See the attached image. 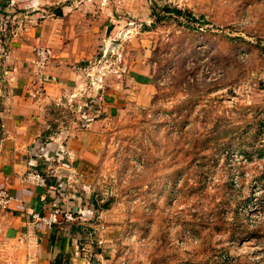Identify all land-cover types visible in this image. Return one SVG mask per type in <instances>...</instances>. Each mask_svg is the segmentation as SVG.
I'll return each instance as SVG.
<instances>
[{
	"label": "rangeland",
	"instance_id": "374dc122",
	"mask_svg": "<svg viewBox=\"0 0 264 264\" xmlns=\"http://www.w3.org/2000/svg\"><path fill=\"white\" fill-rule=\"evenodd\" d=\"M95 3L47 117L90 134L55 181L63 264H264V0Z\"/></svg>",
	"mask_w": 264,
	"mask_h": 264
},
{
	"label": "crops",
	"instance_id": "0c3cea01",
	"mask_svg": "<svg viewBox=\"0 0 264 264\" xmlns=\"http://www.w3.org/2000/svg\"><path fill=\"white\" fill-rule=\"evenodd\" d=\"M10 1L0 0V189L13 199L0 206V257L12 248L11 264H53L70 242L63 220L48 227L31 216H46L58 203V169L82 155L87 161L90 134L54 132L48 111L70 93L76 65L95 51L102 18L95 0H63L58 10L54 0H35L34 9V0ZM37 48L51 51L43 68L34 64Z\"/></svg>",
	"mask_w": 264,
	"mask_h": 264
},
{
	"label": "built area",
	"instance_id": "2783aa9c",
	"mask_svg": "<svg viewBox=\"0 0 264 264\" xmlns=\"http://www.w3.org/2000/svg\"><path fill=\"white\" fill-rule=\"evenodd\" d=\"M10 6H14V1L11 0L9 2ZM38 5L37 1H31L28 4L29 8H36ZM34 55H35V60H34V64L37 65L39 68H43L50 60L51 58V51L47 48H37L34 51ZM40 175L35 174L32 175V178L38 180L40 179ZM30 179V175L28 176L27 180ZM12 196H10L8 194V192L4 189H0V206L1 207H5L7 206L11 200H12ZM61 211L58 209H54L52 211H50L46 216H41L39 213H33L32 214V220L36 221V222H42L44 223L46 226L51 227L52 225H55L60 218L61 215Z\"/></svg>",
	"mask_w": 264,
	"mask_h": 264
},
{
	"label": "trees",
	"instance_id": "16d2710c",
	"mask_svg": "<svg viewBox=\"0 0 264 264\" xmlns=\"http://www.w3.org/2000/svg\"><path fill=\"white\" fill-rule=\"evenodd\" d=\"M164 11L166 13H172L176 16H185L187 19L191 20V21H196V18H194L191 14H185V12H182L179 9L176 8H169V7H164ZM53 264H62V260L60 258L55 259V261L53 262Z\"/></svg>",
	"mask_w": 264,
	"mask_h": 264
}]
</instances>
